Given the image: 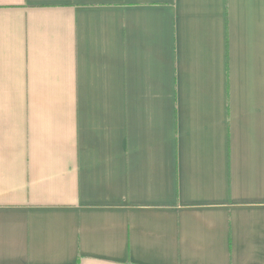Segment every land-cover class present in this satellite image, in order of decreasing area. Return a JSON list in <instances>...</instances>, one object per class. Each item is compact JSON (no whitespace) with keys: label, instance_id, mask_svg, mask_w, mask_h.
<instances>
[{"label":"crops","instance_id":"0c3cea01","mask_svg":"<svg viewBox=\"0 0 264 264\" xmlns=\"http://www.w3.org/2000/svg\"><path fill=\"white\" fill-rule=\"evenodd\" d=\"M0 264H264V0H0Z\"/></svg>","mask_w":264,"mask_h":264}]
</instances>
